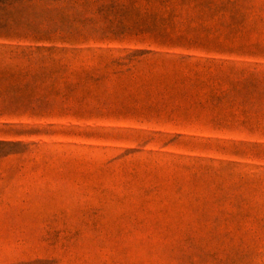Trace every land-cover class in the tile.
Listing matches in <instances>:
<instances>
[{
	"label": "rangeland",
	"instance_id": "374dc122",
	"mask_svg": "<svg viewBox=\"0 0 264 264\" xmlns=\"http://www.w3.org/2000/svg\"><path fill=\"white\" fill-rule=\"evenodd\" d=\"M0 264H264V0H0Z\"/></svg>",
	"mask_w": 264,
	"mask_h": 264
}]
</instances>
